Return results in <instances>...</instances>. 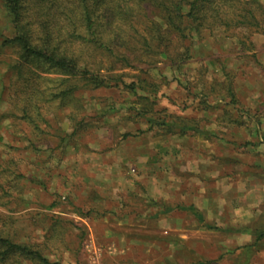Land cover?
Segmentation results:
<instances>
[{
  "label": "rangeland",
  "instance_id": "rangeland-1",
  "mask_svg": "<svg viewBox=\"0 0 264 264\" xmlns=\"http://www.w3.org/2000/svg\"><path fill=\"white\" fill-rule=\"evenodd\" d=\"M256 1L257 25L202 36L188 27L185 40L167 36L162 55L137 43L129 67L95 53L92 66L119 86L63 83L42 61L21 67L0 38L5 232L51 264L245 261L232 253L243 246L233 235L245 224L264 228V0ZM9 22L0 0L1 33ZM147 27L137 28L144 36ZM190 207L198 217L181 209ZM254 257L264 264V247Z\"/></svg>",
  "mask_w": 264,
  "mask_h": 264
},
{
  "label": "trees",
  "instance_id": "trees-1",
  "mask_svg": "<svg viewBox=\"0 0 264 264\" xmlns=\"http://www.w3.org/2000/svg\"><path fill=\"white\" fill-rule=\"evenodd\" d=\"M254 3L259 5L256 0H3L10 29L9 34L0 32V38L2 50L12 49L21 67L42 61L66 77L60 80L63 83L80 79L95 88L119 86L118 79L109 86L112 79L92 66L90 59L95 53L113 57L121 66L129 67L137 43H142L148 53L162 55L167 36L174 33L185 40L188 27L202 36L220 26L227 30L257 25L251 9ZM140 24L148 25L144 36L137 28ZM15 67L10 64L12 71ZM123 85L130 90L135 88V84ZM71 91L73 88L69 87L57 96L65 97ZM228 91L235 100L233 91ZM31 122L39 129L34 120ZM190 128L194 129L184 126L181 130L185 133ZM181 209L199 216L194 207ZM80 215L85 217L88 213ZM250 232L254 241L232 252L245 257L241 264H249L264 247V228ZM23 262L51 264L38 248L15 241L0 224V264Z\"/></svg>",
  "mask_w": 264,
  "mask_h": 264
},
{
  "label": "crops",
  "instance_id": "crops-1",
  "mask_svg": "<svg viewBox=\"0 0 264 264\" xmlns=\"http://www.w3.org/2000/svg\"><path fill=\"white\" fill-rule=\"evenodd\" d=\"M215 216H216V214H215ZM246 226H247V224H245L242 227L243 229H241L240 232H237L236 234H234L233 235L234 237L232 236L234 238V242L237 243L236 246L250 244L254 241V236L252 235L250 230H246V229H248V227H246ZM254 256L252 257V260L249 264L254 263V258H255ZM216 264H223V263H216Z\"/></svg>",
  "mask_w": 264,
  "mask_h": 264
}]
</instances>
